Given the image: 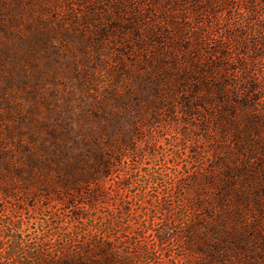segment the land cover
Instances as JSON below:
<instances>
[{
	"label": "rangeland",
	"instance_id": "obj_1",
	"mask_svg": "<svg viewBox=\"0 0 264 264\" xmlns=\"http://www.w3.org/2000/svg\"><path fill=\"white\" fill-rule=\"evenodd\" d=\"M257 25L264 0H0V264H229L235 240L262 255L251 112L200 83L248 85L251 60L264 111Z\"/></svg>",
	"mask_w": 264,
	"mask_h": 264
},
{
	"label": "trees",
	"instance_id": "obj_2",
	"mask_svg": "<svg viewBox=\"0 0 264 264\" xmlns=\"http://www.w3.org/2000/svg\"><path fill=\"white\" fill-rule=\"evenodd\" d=\"M264 31V28L262 25H257L256 27V32ZM258 34V33H257ZM264 36V34H262ZM256 41H258L257 43H255ZM254 44L255 45H259L260 47L264 46V38H260L257 40H254ZM263 55V53H259L258 54V58L261 57ZM220 65V64H218ZM217 65V66H218ZM216 66V67H217ZM213 66L207 70V74H210V77L212 76V74L214 73L212 71ZM240 69L242 72V77L244 79L249 80L248 85L247 84H238V86H236L235 84H230L228 82V80L221 74L219 75L217 78H214V81L212 82V80L210 81V78L208 79L207 76H204L203 73L201 74V79H200V83L205 91V96L207 97V99L210 100V96H214L215 98H217L225 108L228 107V111H230V114L234 117L235 113V109H237V107L239 108H247L249 110V112L247 115L244 116L243 119V125H242V132L244 133V140L247 142V149L249 148L248 151L253 152L254 150H260V155H262V157H264V111L261 110L259 111L257 108H255V104L253 103V99L251 98V93L254 91L255 89V82L252 79V74H250V71H253V65H252V61L250 60L248 63H240ZM264 77V75H263ZM244 83V82H243ZM245 85V86H244ZM228 87H230V90H228ZM244 92V94L242 95L243 97L238 96V92ZM255 99V98H254ZM232 101V102H231ZM237 106V107H236ZM254 112V113H253ZM257 114V115H256ZM263 130V131H262ZM103 168H105V170L108 169V165L107 163L103 162ZM7 191L6 189H4V187H0V196H7ZM237 239H241V238H237ZM233 245H235L234 247L232 246V251L235 252L234 255V260H230V262H228L229 264H255V262H257V260H261L262 264H264V252H262V255L257 256L258 254H256L257 252H255V245L253 246L252 250H250L251 252H253V254H255L256 256L254 257H250L248 254L246 257L241 256L242 252L247 251V247H244L242 244H240V241L235 240V242H232ZM86 248H83V252H89L91 250V248L89 249L88 246H85ZM101 249V248H100ZM236 249H238V251L240 250V252H237ZM70 262V258H66L65 261ZM85 260L80 259L78 262H84ZM69 262H65V264H70ZM52 264V263H50ZM82 264V263H81Z\"/></svg>",
	"mask_w": 264,
	"mask_h": 264
}]
</instances>
